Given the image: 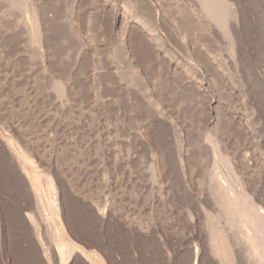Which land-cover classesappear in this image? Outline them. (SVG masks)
Listing matches in <instances>:
<instances>
[{
  "label": "rangeland",
  "instance_id": "1",
  "mask_svg": "<svg viewBox=\"0 0 264 264\" xmlns=\"http://www.w3.org/2000/svg\"><path fill=\"white\" fill-rule=\"evenodd\" d=\"M23 1L0 0V204L35 206L2 153L25 144L41 199L58 184L64 264H264V0H225L228 29L192 0H29L40 41ZM5 222L0 264H47Z\"/></svg>",
  "mask_w": 264,
  "mask_h": 264
},
{
  "label": "bare ground",
  "instance_id": "2",
  "mask_svg": "<svg viewBox=\"0 0 264 264\" xmlns=\"http://www.w3.org/2000/svg\"><path fill=\"white\" fill-rule=\"evenodd\" d=\"M192 1H195V3L197 2L198 4H200L202 6V8L204 9V11L212 19H214V17L217 16V17H220V19L225 20L227 29H228V22L233 24L237 21V14H236V12H234L235 10L233 11V10H231V8H228L229 5H227L225 0H192ZM28 3L32 4V3H30L29 0H24L23 4H22V9L24 11L23 12L24 20L26 23H28V22L30 23L29 24L30 30H32V32L35 33V35H37L38 38H40L39 41L43 40L41 37H43V34H44L43 33V29H45L44 28L45 27L44 21L47 18L45 16V19H44L43 16L46 14L44 13V15H43V14H41L43 12L36 10L35 8H32L34 5H30L32 7L30 8V11H29L28 10V7H29ZM86 7L90 11L94 10V12L97 14V11L100 7L99 0L89 1L88 4L86 5ZM96 18H97V20L93 21V22L97 21L96 26H95V30H96L95 35L97 36V39H98L97 43H102L101 37H103L102 36V34H103L102 23L103 22H102L101 17H96ZM124 20H125V18H124ZM122 26H123V24H122ZM124 30H126V28H124ZM123 34H125V33H123ZM122 41H124V42L126 41V43H127V40H125L124 38H122ZM41 42H43V41H41ZM40 44H42V43H40ZM99 52H100V49H98V54H100ZM97 63H98L97 67H100L101 66L100 55L98 56V62ZM44 71H45V69H44ZM53 85L55 87V97H56V100L58 101L59 107H61V109H63V110H66V109L69 110L71 107L70 97H69L70 96L69 91H70V89L72 90L71 84L69 83V81L58 82V83L53 81L52 86ZM54 87H52V88H54ZM80 113H82V112H80ZM81 116H83V113L81 114ZM18 147H20V148L16 149L15 146L11 143V141H8L7 142V148L9 150L8 149H7V151L3 150L2 153H4L3 155H7L9 157L8 162L9 163L11 162V164H12V165L11 164H9V165H11L12 168H14L16 171H18L17 173L19 174V177L21 179L23 178L26 183L28 182L30 184V187L32 189V195H33V198L35 200V204H34L35 206L33 208L31 206V208L25 213L26 210L23 212V210H21L18 207V205H19L18 203H16L15 205L11 204L12 207H9L10 205L9 206L6 205L7 202H6V204H4L5 203L4 202L2 204L3 206L0 204L2 206V207H0V224H4L5 219H6V222H5L6 224L8 221H9L8 222L9 224H19L18 226L20 227V234H22V237L29 239V240L31 239V237L33 238L34 241L31 240L32 242L30 245V252L33 254L34 259L36 261L40 259L39 257H41V258L43 257L47 264H54V261L52 258V248H53V250L55 249V251L57 252L56 257H57L58 263L64 264L66 257L69 254L68 244H66L65 242L62 241L61 236L59 234V231H58L57 227L55 226L56 223L53 219L54 216L55 217L59 216V213H58V211H59V207H58L59 189L57 186L58 184L55 183V181L50 177V175L44 176L46 178L45 179V185L43 184L44 186H40V187H45L43 192H44V196L46 197V199H45V201H43V199H41L40 192L37 189V185H39V181L42 178L43 174H42V172L37 171V169H38V168H36L37 164L35 165V161L33 160V158H32L33 156H32L31 151H30L32 149L28 148V145L26 147L25 144H24V147H23V145H20ZM27 148L30 149L29 150L30 152L28 151ZM36 153L37 152H35L33 154L36 155ZM39 157H37V158H39ZM8 162H7V164H8ZM27 166H29L31 168V170H32L31 173L29 172V169L27 168ZM1 168H2V166L0 167V169ZM4 168H5V166H4ZM8 168H10V167L8 166ZM1 170H3V169H1ZM5 170H6V168L3 170V172ZM15 170H13L12 173L13 172L16 173ZM10 174L11 173H9V175ZM16 174H14V175H16ZM41 174H42V176H41ZM16 176H18V175H16ZM10 178H11V176H10ZM2 179H4V177L3 178L1 177V180ZM6 179H4L1 182L0 187L2 189L4 187L3 186L4 184L2 185V183H4ZM12 179L14 180V183H13V184H15L14 186L16 187V184H17V187H18L19 183L17 180H15L16 178L14 177ZM7 181H8V179H7ZM35 182H36V184H35ZM11 184H12V182H11ZM21 184H23V183H21ZM26 185H25V187H26ZM17 187H16V189H17ZM20 189H21V187L19 188V191L21 192V194L19 193V191H17V193H19V195H22V191H24V190L22 189V191H21ZM26 207H30V206L27 205ZM6 212L8 213V217L5 216L7 214ZM4 213H6V214H4ZM39 224H46V228H45L46 229V235L50 238V240L52 242H45L44 241L43 236H42L41 231H40V228H39V226H40ZM27 227H28V229L26 231ZM37 246H38V248H37ZM38 249H40L39 252H38Z\"/></svg>",
  "mask_w": 264,
  "mask_h": 264
}]
</instances>
